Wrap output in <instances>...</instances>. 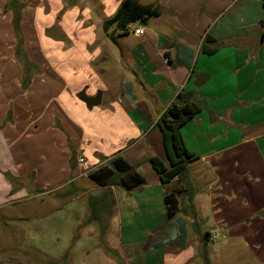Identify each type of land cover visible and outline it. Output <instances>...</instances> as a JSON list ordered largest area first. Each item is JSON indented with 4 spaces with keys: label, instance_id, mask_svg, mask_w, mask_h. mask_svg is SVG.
Here are the masks:
<instances>
[{
    "label": "crops",
    "instance_id": "1",
    "mask_svg": "<svg viewBox=\"0 0 264 264\" xmlns=\"http://www.w3.org/2000/svg\"><path fill=\"white\" fill-rule=\"evenodd\" d=\"M186 1L183 7L190 8L189 12L173 11L183 0H140L163 6L161 16L138 21L136 28L146 31L143 36L134 34L136 41L126 44V86L114 83L113 88L120 89L115 93L112 87H105L101 105L92 108L99 109L89 114L99 119L102 132L115 133L123 141L109 153L90 148L82 138L71 148L86 159L91 171L120 155L144 178L138 189L122 192L126 224L147 225L145 229L140 226L139 233L132 236L133 231L126 229V243L115 251L122 264H198L196 259L204 258L211 244H217L220 257L248 255L252 262L263 264L259 252L264 250V6L261 0ZM7 15L11 28L12 14ZM1 34L0 30V39ZM207 36L218 48L213 55L202 51ZM65 59L61 61L64 66L72 58ZM74 59L81 65L82 58ZM118 68L121 76L123 58ZM78 70L81 68L76 66L70 69L71 74ZM43 74L44 69L41 77ZM17 75L21 82L22 75ZM33 83L22 96L28 98ZM84 86L81 83L73 88L67 79L59 94L69 93L76 111H85L86 104L77 97ZM85 89L86 94L91 90L89 85ZM180 96L201 108L182 128L185 146L196 159L182 177L164 185L150 159L156 157L170 168L157 122ZM17 99L12 122L6 127L9 136L34 135L41 124V117L32 115L37 108L33 104L17 108ZM52 118L54 138L58 137L56 130L63 133L58 147L67 154L11 156L7 163L1 159V170L4 167L18 179L44 178L38 184L46 193L52 187L43 182L48 184L49 180L56 182L53 188L59 190L70 183V193H75L81 190L76 180L82 172L78 156V168L73 167L72 152L67 148V137H73V133L61 118ZM85 132L83 128L82 134ZM60 158L64 160L63 169L57 168ZM94 184L102 193L107 190ZM110 190L114 208L119 187ZM171 190L179 192L180 200L179 211L172 219L164 202L165 192ZM119 219L122 224V215ZM149 234L152 236L147 238ZM10 261L7 264H35L23 259Z\"/></svg>",
    "mask_w": 264,
    "mask_h": 264
},
{
    "label": "rangeland",
    "instance_id": "2",
    "mask_svg": "<svg viewBox=\"0 0 264 264\" xmlns=\"http://www.w3.org/2000/svg\"><path fill=\"white\" fill-rule=\"evenodd\" d=\"M18 1L24 5L22 36L15 32L13 25L10 28L7 24L8 12L4 10L7 0H0V264H7L9 260L13 263L14 259L35 264H122L116 252L120 251L122 243H126V229L133 231L130 233L132 236L139 233L140 226L143 229L147 227L145 224H126V198L122 195V192L126 194V188L119 187L116 207L107 208L106 205L101 219L89 223L94 212L92 199L100 198L102 191L96 189L88 175L76 180L81 190L69 196L66 195L70 192V183L59 190L53 188L56 182L52 180L48 184L43 182L52 187L46 193L39 190L38 184L44 178H15L4 167L1 170V159L7 163L11 156H64L66 152L58 147L63 133L56 130L58 137L54 138L50 127L54 125V119H51L54 115L61 118L66 129L73 133V137H67L70 152V146L78 144L81 138L90 148L108 153L114 145L123 141L116 138L115 133L102 132L99 119L89 115L99 108L76 111L69 93L59 94V91L67 79L73 88L81 83H85L83 89L89 85L91 90L87 95L93 97L99 91L103 93L107 87L113 88L116 82L126 86V44L136 41L133 30L139 22L132 25L130 35L116 34L114 43L106 37L103 23L115 15L123 0ZM186 2L183 0L173 11L189 12L190 8L183 7ZM195 4L199 8V2ZM83 36L87 38L85 43ZM65 58L72 59L64 66L61 61ZM74 58H82L81 65L75 63ZM121 58L125 69L119 76ZM25 59L38 66L40 71L26 67L24 70ZM75 66L81 70L71 74L73 70L70 69ZM43 69L46 74L41 77ZM17 73L31 81L24 90L22 78L19 82ZM32 81L28 98L22 96ZM119 90L113 88L114 93ZM16 99L19 105L15 107L27 108L33 104L32 107L38 110L32 112V115L41 117L40 130L34 135L21 133L9 136L10 129L6 127L12 122V107ZM83 128L86 129L85 134H82ZM63 167L64 160L60 158L57 168ZM73 167H77L75 159ZM87 171L92 172L85 164L81 172ZM210 247L204 258L196 259L198 264H261L252 262L248 255L220 257L217 255V244ZM259 253V259L264 264V250Z\"/></svg>",
    "mask_w": 264,
    "mask_h": 264
},
{
    "label": "trees",
    "instance_id": "3",
    "mask_svg": "<svg viewBox=\"0 0 264 264\" xmlns=\"http://www.w3.org/2000/svg\"><path fill=\"white\" fill-rule=\"evenodd\" d=\"M264 6V0H261ZM24 5L18 0H7L4 10L12 12V25L15 32L22 36L21 20ZM161 16V8L157 4H143L140 0H123L117 9L115 15L103 23V29L109 39L116 43V34L128 35L129 26L137 21H147L150 18H158ZM264 29V21L261 22ZM264 34V31H263ZM218 48L215 40L207 36L202 44V51L205 54L213 55ZM24 70L33 68L36 72L40 71L35 64L29 60H24ZM26 72V71H25ZM27 73V72H26ZM31 81L22 78V89H26ZM201 108L198 104L191 101L182 100L181 96L177 102L172 104L166 114L157 122L158 127L163 134V142L167 157L170 161V168L156 157L150 159L152 167L158 173L160 180L164 185L180 178L186 172L187 166L196 159L186 148L182 136L183 126L192 120ZM71 147V146H70ZM72 150V148H71ZM77 154L72 150V159ZM106 160L107 158H102ZM88 178L94 181L98 186L107 189L102 193L100 198L92 199L94 212L89 223L101 219L102 210L106 205H115V199L111 193V187H124L128 190L138 189L144 184L143 176L138 172L137 168L130 165L122 156H114L105 164L90 172ZM73 193H68L69 196ZM164 202L168 218L172 219L179 211L180 200L179 192L175 190L166 191L164 194ZM105 210V209H104Z\"/></svg>",
    "mask_w": 264,
    "mask_h": 264
},
{
    "label": "water",
    "instance_id": "4",
    "mask_svg": "<svg viewBox=\"0 0 264 264\" xmlns=\"http://www.w3.org/2000/svg\"><path fill=\"white\" fill-rule=\"evenodd\" d=\"M185 96L186 94L183 95V98H186ZM77 97L80 101L86 104L88 109L98 107L102 103V92L101 91H99L96 96L90 97L86 94V89H84L78 94Z\"/></svg>",
    "mask_w": 264,
    "mask_h": 264
},
{
    "label": "built area",
    "instance_id": "5",
    "mask_svg": "<svg viewBox=\"0 0 264 264\" xmlns=\"http://www.w3.org/2000/svg\"><path fill=\"white\" fill-rule=\"evenodd\" d=\"M145 31H146V29L144 27H139V28L134 29L133 33L136 36H143L145 34ZM77 164L79 167L82 168L86 164V159L82 156H79L77 159ZM88 173H90V172L87 171V172L81 173V176L89 175Z\"/></svg>",
    "mask_w": 264,
    "mask_h": 264
}]
</instances>
